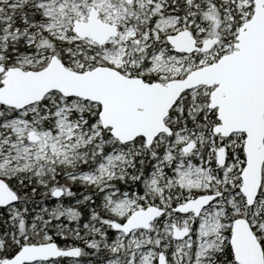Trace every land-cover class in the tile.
I'll return each mask as SVG.
<instances>
[{
  "label": "snow or ice",
  "instance_id": "obj_1",
  "mask_svg": "<svg viewBox=\"0 0 264 264\" xmlns=\"http://www.w3.org/2000/svg\"><path fill=\"white\" fill-rule=\"evenodd\" d=\"M0 264H264V0H0Z\"/></svg>",
  "mask_w": 264,
  "mask_h": 264
}]
</instances>
